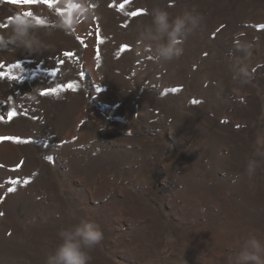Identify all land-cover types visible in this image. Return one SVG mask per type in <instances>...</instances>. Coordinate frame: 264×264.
<instances>
[{
  "label": "rangeland",
  "instance_id": "374dc122",
  "mask_svg": "<svg viewBox=\"0 0 264 264\" xmlns=\"http://www.w3.org/2000/svg\"><path fill=\"white\" fill-rule=\"evenodd\" d=\"M50 4L0 0V33L32 12L51 45L0 48V264H45L82 219L103 231L89 264H228L264 242V0H90L70 33ZM193 6L179 59L137 46L152 10Z\"/></svg>",
  "mask_w": 264,
  "mask_h": 264
},
{
  "label": "clouds",
  "instance_id": "9594fccd",
  "mask_svg": "<svg viewBox=\"0 0 264 264\" xmlns=\"http://www.w3.org/2000/svg\"><path fill=\"white\" fill-rule=\"evenodd\" d=\"M90 0H61L64 9L54 21V29L70 33L80 22L91 14ZM148 23L137 27V46L154 53V59L167 63L179 59L184 53V43L190 35L200 30L203 17L195 6L184 7L175 17L163 9L156 8L150 13ZM37 22L31 16L15 14L9 21V29L0 33V48L11 51H23L29 54H42L51 45L39 34ZM49 30L46 35H51ZM242 35V34H241ZM236 51L246 56L251 55L253 45L237 38L234 42ZM244 69L233 66V80L242 83ZM224 91L219 86L218 95ZM255 156L261 155L257 150ZM259 166L256 159H250L246 174L251 179ZM60 243L47 257L45 264H89L90 253L103 239V231L99 224L91 219H82L74 227L61 229L58 233ZM23 242V240H21ZM228 264H264V242L252 237L245 241L234 257L228 259Z\"/></svg>",
  "mask_w": 264,
  "mask_h": 264
},
{
  "label": "snow or ice",
  "instance_id": "6c2138e0",
  "mask_svg": "<svg viewBox=\"0 0 264 264\" xmlns=\"http://www.w3.org/2000/svg\"><path fill=\"white\" fill-rule=\"evenodd\" d=\"M21 2H22V3H29V2H35V0H21ZM41 2H42V3H47V4H49V6H51V4H50V0H41ZM24 15H25V16H32L33 14H32V12H25ZM36 22H37L38 24H43V23H44V22H43L42 20H40L39 18H36ZM17 67H18V65H17ZM53 74L55 75L56 73H53ZM69 87H72V85H69ZM9 191H12V189H9Z\"/></svg>",
  "mask_w": 264,
  "mask_h": 264
}]
</instances>
